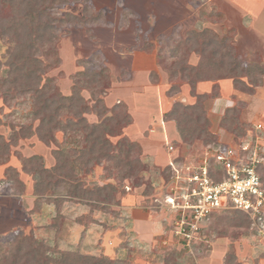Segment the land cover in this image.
<instances>
[{"label":"rangeland","instance_id":"1","mask_svg":"<svg viewBox=\"0 0 264 264\" xmlns=\"http://www.w3.org/2000/svg\"><path fill=\"white\" fill-rule=\"evenodd\" d=\"M86 6L92 16H101L97 24L61 27L55 40L38 45L34 54L42 69L39 86L53 97H71L76 91L90 109L84 114L89 124L101 120L97 107L110 111L116 104L122 105L117 109L131 124L109 127L107 140L115 153L134 144L127 157L139 160V180L137 185L132 180L118 184L108 178L102 165L87 175L79 174L85 190L108 182L117 187L114 201L99 208L74 201L53 204L54 199L67 195L70 183L66 182L35 195L37 165L28 160L38 157V166L51 168L55 163L52 151L62 144L63 134L54 135L58 145L44 144L34 134L37 122L30 113V97L7 104L0 98V136L8 144V155L0 164L1 241L20 231L50 248L106 257L115 260L114 264H165L166 260L167 264H264V229L254 226L244 214L230 210L213 214L187 248L172 234L173 212L163 203L166 193L179 185L175 170L184 175L186 167L193 169L204 162L215 166L213 156L226 150L239 159L255 150L264 182V76L256 85L242 78L244 87L235 85L232 77L192 85L183 68L171 77L175 60L191 66L198 61V55L182 45L191 30L210 29L220 37L226 35L243 62L264 65V0H69L54 13L82 17ZM247 26L251 33L248 39L242 34L238 49V30L242 33ZM178 41L180 52L175 60L169 59V48ZM7 47L0 42V80L6 76ZM149 80L154 86L160 83L162 95L169 97L166 108L156 105L154 109V92L143 91ZM114 95L118 98L113 99ZM221 97L224 99L218 100ZM196 101L209 122L212 143L185 144L175 121L163 118L174 104L186 106ZM227 108L237 110L243 135L220 126ZM120 138L126 140L117 146ZM241 147H248V153L241 152ZM122 207L135 210L134 226L131 217L122 214Z\"/></svg>","mask_w":264,"mask_h":264},{"label":"trees","instance_id":"2","mask_svg":"<svg viewBox=\"0 0 264 264\" xmlns=\"http://www.w3.org/2000/svg\"><path fill=\"white\" fill-rule=\"evenodd\" d=\"M68 1L0 0V42L8 45L3 64L7 71L6 76L0 80V98L4 104H7L18 97L26 95L30 97V113L32 120L37 122L34 134L44 144H57L55 133L63 134L62 144H57V148L52 151L55 163L51 168L45 169L38 166L37 162L40 161L38 157L28 160L37 165L34 169L38 175V182L34 185L35 195L39 190L43 191L66 182L70 183L67 195L59 200L54 199L53 204L74 201L77 204L99 208L114 201L113 195L118 192L117 187L108 182L101 186L92 185L93 188L85 190L82 188L79 174L87 175L95 166L102 165L109 179L116 180L118 184L125 180H132L135 181L133 184L137 185L136 181L139 180L138 175L142 170L139 160H130L127 157L129 148L134 147L133 143H128L127 151L124 150L126 149L124 145L123 150L115 153V150L111 149L114 145L107 140L109 127L121 126L122 128L131 124V119L122 111H118L123 108L122 105L119 106L118 103L110 111L103 106L97 107V115L101 120L97 124H89L84 114L89 113L90 109L84 106L83 99L76 91L71 97H53L39 86L38 74L42 69L34 54L38 45L55 40L57 29L61 27L97 24L100 21L101 16L99 14L92 16L91 8L87 6L83 10L82 17L69 13L58 16L54 13L57 6L64 5ZM229 40L228 36L220 37L210 29L187 32L182 45L191 48L198 55V61L196 65L191 66L175 60L182 46L179 41L173 42L175 45L169 48L168 56L169 59L175 60L171 67V77H176L177 69L183 68L189 73L186 78L192 85L203 81L215 83L224 77H232L235 85L244 87L242 78L256 85L260 76H264V65L243 62L236 55L233 44ZM93 57L95 58L96 55ZM83 74L87 75L86 72ZM172 90L176 91L177 88L173 87ZM236 114L235 108H227L220 120V126L241 136L244 131L243 125L237 121ZM163 118L175 121L176 129L185 144L192 145L195 141H201L204 144L214 142V136L208 132L209 122L197 101L186 106L176 103ZM124 140L126 138H120L116 143L117 146H122ZM122 152H125L126 156L118 155ZM7 155L8 144L0 136V164L4 163ZM1 159L4 160L1 161ZM9 170L7 169L6 172ZM1 239L0 237V264L115 263V260L106 257L99 258L89 254L50 248L32 235H23L20 231L15 232L7 240L1 241ZM52 254L58 256L53 257Z\"/></svg>","mask_w":264,"mask_h":264},{"label":"built area","instance_id":"3","mask_svg":"<svg viewBox=\"0 0 264 264\" xmlns=\"http://www.w3.org/2000/svg\"><path fill=\"white\" fill-rule=\"evenodd\" d=\"M248 150L241 147L244 154ZM213 162L215 166L204 162L193 169L186 167L184 175L174 169L179 185L163 199L173 212L172 234L187 248L199 235L202 224L221 211L242 213L254 226L264 229V182L258 173L260 159L256 151L246 159L234 158L231 150L222 151L213 156Z\"/></svg>","mask_w":264,"mask_h":264},{"label":"crops","instance_id":"4","mask_svg":"<svg viewBox=\"0 0 264 264\" xmlns=\"http://www.w3.org/2000/svg\"><path fill=\"white\" fill-rule=\"evenodd\" d=\"M249 26V25H248ZM248 26H247V28L245 27V28H243V31H242V33H241V31L240 30H238V35H239V37L237 36V38H236V45H237V48L239 47V45H241L240 43H241V36H242V34L244 33V35H246V36H244L245 38H247L248 39V36H249V33H251L250 31H249V28H248ZM239 49V48H238ZM129 73H131V72H129ZM151 72H148L147 73V76H149V78H150V76H151V74H150ZM161 84L159 83L158 85H156L155 84V86H154V84L153 85H151V83H150V80L149 81H146V83L144 84V86L142 87V89H143V91L144 90H150V91H153L154 92V94H155V97L152 99V102H153V106H154V109H155V106L156 105H158V106H160V108H166L167 107V105H169V103L167 102V99L169 98H166V97H164V95H162V86H160ZM119 89V88H118ZM118 89H116V90H113L112 92L113 93H116V91L118 90ZM115 98H118L116 95H114V98L113 99H115ZM224 98H219L218 100H223ZM263 99H264V94H263ZM219 106H221L220 104H218ZM152 110H153V108H152ZM154 111V110H153ZM149 117H148V121L147 122H149L150 123V121H151V115H148ZM158 123H160V121L158 120ZM158 125V124H157ZM162 127H163V125H162ZM121 210H123V212H122V214L123 215H129L130 217H131V223H132V226H134L133 224H134V222H135V214H134V212H135V210L134 209H132V208H130V207H122L121 208ZM129 218V217H128ZM144 221H148L147 219H145ZM149 222V221H148ZM134 228V227H133ZM77 231L79 230V228H77L76 229ZM80 232L81 231H83V229H80L79 230ZM85 234H87V233H85ZM85 236L83 235V238H84Z\"/></svg>","mask_w":264,"mask_h":264}]
</instances>
